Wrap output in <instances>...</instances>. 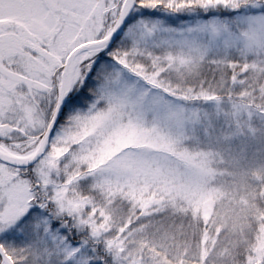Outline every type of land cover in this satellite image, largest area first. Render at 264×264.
Wrapping results in <instances>:
<instances>
[{"label": "snow or ice", "instance_id": "6c2138e0", "mask_svg": "<svg viewBox=\"0 0 264 264\" xmlns=\"http://www.w3.org/2000/svg\"><path fill=\"white\" fill-rule=\"evenodd\" d=\"M0 264H264V0H0Z\"/></svg>", "mask_w": 264, "mask_h": 264}]
</instances>
